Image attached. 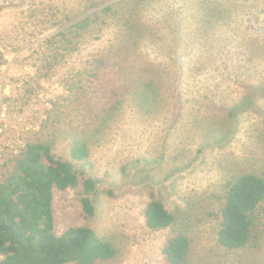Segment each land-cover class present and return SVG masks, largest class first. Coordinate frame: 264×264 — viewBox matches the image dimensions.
I'll return each mask as SVG.
<instances>
[{"label":"rangeland","instance_id":"374dc122","mask_svg":"<svg viewBox=\"0 0 264 264\" xmlns=\"http://www.w3.org/2000/svg\"><path fill=\"white\" fill-rule=\"evenodd\" d=\"M94 13L72 46L46 44ZM29 144L72 165L79 186L53 191L55 234L92 229L115 250L98 264H168L176 236L185 264H264V202L244 248L217 238L229 186L264 172V0H0V183ZM153 200L171 227H146Z\"/></svg>","mask_w":264,"mask_h":264},{"label":"trees","instance_id":"16d2710c","mask_svg":"<svg viewBox=\"0 0 264 264\" xmlns=\"http://www.w3.org/2000/svg\"><path fill=\"white\" fill-rule=\"evenodd\" d=\"M112 11V6L104 7L98 16ZM96 15L72 23L46 39V44L72 46L90 23L97 21ZM105 61L95 59V78L101 77ZM25 148L15 159L9 176L0 183V264H98L114 258L115 250L90 228L70 227L61 235L55 234L53 191L76 189L77 174L70 163L52 155L50 146L29 144ZM72 154L75 159H83L86 149L77 146ZM95 186V180L83 182L86 194L94 192ZM263 202L264 172L243 174L229 186L217 233L222 247L234 251L249 243L254 213ZM81 203L85 216L91 218L94 207L90 199L83 197ZM144 219L148 229L159 231L171 227L175 217L162 202L153 200L145 208ZM189 249V240L176 236L166 243L162 254L168 264H185Z\"/></svg>","mask_w":264,"mask_h":264}]
</instances>
